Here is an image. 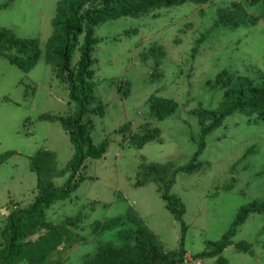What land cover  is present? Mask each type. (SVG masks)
<instances>
[{
	"label": "rangeland",
	"instance_id": "obj_1",
	"mask_svg": "<svg viewBox=\"0 0 264 264\" xmlns=\"http://www.w3.org/2000/svg\"><path fill=\"white\" fill-rule=\"evenodd\" d=\"M60 0H0L10 5L0 10V28L20 38L37 39L41 55L28 73L21 72L0 57V154L14 151L16 156L0 165V230L15 208L29 205L37 193L36 176L29 170V158L39 151L56 154L58 172L72 158L68 135L58 122H41L43 114L66 117L74 113L68 91L44 61L45 44L52 33L51 21ZM238 8L259 17L255 26L237 29L213 28L221 9ZM99 42L94 46L91 69L102 117L92 120L93 145L105 139L108 148L102 158L88 159L77 174L82 179L68 200L54 202L45 212L47 222L58 224L78 218L72 228L84 238L63 254L62 264H81L104 245L119 246L115 231L96 228L103 222L125 218L132 209L165 252L178 249L180 225L166 210L158 186L134 187L142 165L172 162L176 167L188 163L198 149L200 127L192 111L212 110L224 92L214 88L222 70L245 76L255 85L264 77V2L251 0H211L206 5L186 3L179 7L155 10L138 19L124 17L94 28ZM83 37L73 41L72 67L79 60ZM153 45L165 57L160 61L162 79L151 83L154 63L143 62L141 54ZM127 90V96L123 95ZM167 98L178 105L177 112L163 121L152 117L148 100ZM128 124L123 134L119 130ZM160 130L159 140L136 150L125 141L146 127ZM199 161L202 169L192 175L179 173L170 193L177 196L186 211V264H216L214 259L193 260L208 242L219 240L231 227L241 206L261 202L264 197V123L241 114L228 116L205 139ZM68 174L53 180L64 185ZM1 241V237H0ZM233 244L247 242L252 254L226 248L222 257L228 264H264V213L251 214L237 228Z\"/></svg>",
	"mask_w": 264,
	"mask_h": 264
},
{
	"label": "trees",
	"instance_id": "obj_2",
	"mask_svg": "<svg viewBox=\"0 0 264 264\" xmlns=\"http://www.w3.org/2000/svg\"><path fill=\"white\" fill-rule=\"evenodd\" d=\"M211 0H60L56 4L55 14L51 21L52 33L44 49V61L50 66L66 86L70 103L75 107L74 113L66 117L43 114L41 122H58L73 148L72 158L62 172L56 166V154L44 150L29 158V170L36 176L37 193L34 200L23 208H15L5 218L0 230V264H62L63 254L74 245L84 241L72 228L78 226L79 219L66 218L62 223L53 224L45 219V212L56 201L68 200L78 188L82 179H76L88 159L98 160L105 154L109 142L105 139L95 146L91 140L94 129L92 120L84 117L94 115L102 117L103 106L98 103L94 90V62L92 52L99 42L94 37V28L104 22L129 17L138 19L149 15L155 10L169 9L186 3L206 5ZM264 2V0H263ZM253 5L259 0H251ZM10 2L0 5L6 9ZM221 9L213 27L201 36L203 42L208 33L217 27L237 29L241 26H255L259 17L252 16L238 8ZM83 37L79 48V60L72 67L73 41ZM41 55L40 43L37 39L20 38L11 30L0 28V57L23 73L30 72L38 63ZM165 57L162 47L153 45L146 53L141 54L143 62L153 61L154 73L150 76L151 83H158L162 74L158 68ZM214 88L224 92L220 104L212 109L197 108L192 111L200 127L199 144L196 152L188 163L176 167L172 162L150 163L139 167L134 180V187L141 188L148 184L158 186L160 199L166 210L180 225L178 249L165 252L158 239L145 226L143 221L132 209L126 212L125 218H116L97 225L101 231L117 230L120 245H104L94 255H86L81 264H186L185 232L182 222L186 208L182 201L170 193L176 175L183 173L192 175L202 169L199 157L205 149V139L215 132L225 118L233 114H241L247 118L256 117L264 123V77L260 84L255 85L245 76L232 75L222 70L214 79ZM127 90L123 92L127 96ZM152 117L163 121L173 116L178 109L175 101L152 96L148 100ZM129 128L126 124L119 130L123 134ZM158 128L146 127L145 131L132 134L125 141L128 147L142 149L150 142L159 140ZM14 151L0 154V165L16 156ZM68 174L64 185L55 187L53 180L60 175ZM264 213V197L261 202H252L238 209L236 218L230 229L217 241L208 242L205 250L193 256V260L214 259L216 264H228L222 257L223 251L233 246L237 251L252 254L247 242L233 244L232 239L237 228L249 215Z\"/></svg>",
	"mask_w": 264,
	"mask_h": 264
}]
</instances>
